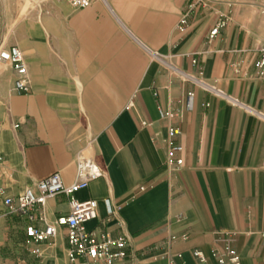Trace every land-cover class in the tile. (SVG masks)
Segmentation results:
<instances>
[{
  "label": "crops",
  "instance_id": "crops-1",
  "mask_svg": "<svg viewBox=\"0 0 264 264\" xmlns=\"http://www.w3.org/2000/svg\"><path fill=\"white\" fill-rule=\"evenodd\" d=\"M192 2H53L31 8L39 15L23 27L31 89L14 92L13 73L0 188L8 196L37 191L35 182L56 172L74 183L76 156L92 140L106 174L73 195L98 202L88 230L129 237L128 257L115 264H169V256L174 264H218L214 251L226 245L241 264H264V77L255 67L264 0ZM220 20L225 26L211 38ZM172 126L183 146L179 167L166 154ZM69 208L66 194L48 197L46 222L34 224L44 228ZM16 220L24 230L28 221ZM13 223L0 198V226ZM68 248L64 228L39 245L27 237L19 263L69 264ZM13 263L0 248V264Z\"/></svg>",
  "mask_w": 264,
  "mask_h": 264
},
{
  "label": "built area",
  "instance_id": "built-area-1",
  "mask_svg": "<svg viewBox=\"0 0 264 264\" xmlns=\"http://www.w3.org/2000/svg\"><path fill=\"white\" fill-rule=\"evenodd\" d=\"M51 1L66 3L76 8H86L94 2V0ZM207 2L208 0H193L191 6L194 8L199 5H206ZM180 23L181 27L187 23V15L182 17ZM224 26V20L217 22L210 32V37L216 36ZM0 63H8L12 68L14 92L27 93L30 91L27 63L18 45H6L4 41L0 42ZM255 67L258 70V76L264 77V41L259 47V59L255 62ZM192 98L193 94L191 93L188 98L189 106H191ZM232 101L239 103L236 100ZM246 108L252 113L258 114L254 108L250 106H246ZM177 134V128L170 127L165 142L168 162L179 167L183 164V146L175 141ZM105 174V169L95 159L93 141L91 140L76 156V181L74 183L65 184L61 174L56 172L35 182L37 191L27 188L17 196H8L0 188V198L10 215L19 216L28 221L24 231L34 244L39 245L55 237L58 229L64 228L69 244V264H115L124 261L128 257L129 237L126 235L114 236L101 227L88 230L86 223L98 216V202L95 199L79 201L73 195L80 189L89 186L92 181L105 176ZM60 193L69 196V211L58 215L53 222L46 223L44 228L35 225L34 222L37 220L46 222L44 206L47 198ZM106 204L109 213H112L113 210L108 199ZM33 252L39 255L40 248L34 247ZM192 254L201 263L207 259L200 249H194ZM177 255L180 256V254ZM214 257L218 264H241L239 253L230 245L214 251ZM169 260V264H174L172 256H169Z\"/></svg>",
  "mask_w": 264,
  "mask_h": 264
},
{
  "label": "rangeland",
  "instance_id": "rangeland-1",
  "mask_svg": "<svg viewBox=\"0 0 264 264\" xmlns=\"http://www.w3.org/2000/svg\"><path fill=\"white\" fill-rule=\"evenodd\" d=\"M55 4L50 0H0V27L2 39L6 45L18 43L23 54L25 53L23 27L30 18L38 17V12H30L31 8ZM63 4V3H61ZM26 6V8L24 7ZM36 8L34 10H36ZM25 9V10H24ZM37 19V18H36ZM17 22V24H15ZM15 24V25H14ZM0 127L8 119L6 99L9 93L10 81L13 75L12 68L8 63H0ZM13 216V225L0 226V248L4 256L15 260L13 264H20L19 259H27V236L22 226L17 223Z\"/></svg>",
  "mask_w": 264,
  "mask_h": 264
}]
</instances>
